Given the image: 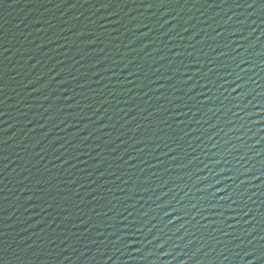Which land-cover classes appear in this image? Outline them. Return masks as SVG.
Listing matches in <instances>:
<instances>
[{"label":"water","instance_id":"water-1","mask_svg":"<svg viewBox=\"0 0 264 264\" xmlns=\"http://www.w3.org/2000/svg\"><path fill=\"white\" fill-rule=\"evenodd\" d=\"M0 264H264V0H0Z\"/></svg>","mask_w":264,"mask_h":264}]
</instances>
